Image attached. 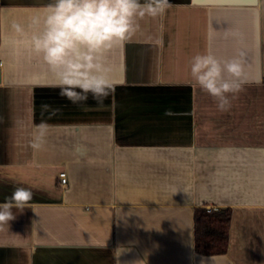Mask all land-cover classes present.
Listing matches in <instances>:
<instances>
[{
    "label": "crops",
    "instance_id": "0c3cea01",
    "mask_svg": "<svg viewBox=\"0 0 264 264\" xmlns=\"http://www.w3.org/2000/svg\"><path fill=\"white\" fill-rule=\"evenodd\" d=\"M51 2L0 0V203L34 192L0 264H264V0H169L104 54L100 107L61 96L30 51ZM196 54L242 61L228 112L191 77ZM198 207L232 209L227 253L196 252Z\"/></svg>",
    "mask_w": 264,
    "mask_h": 264
},
{
    "label": "clouds",
    "instance_id": "9594fccd",
    "mask_svg": "<svg viewBox=\"0 0 264 264\" xmlns=\"http://www.w3.org/2000/svg\"><path fill=\"white\" fill-rule=\"evenodd\" d=\"M169 6V0H52L42 16L31 17L30 26L38 30L30 36V51L51 70L61 96L86 105L91 95L100 107L112 89L111 68L104 54L128 40L140 20L155 18ZM11 27L21 37L27 35L21 24L14 22ZM189 70L199 88L216 101L217 109L228 112L245 82L242 61L196 54ZM45 134L46 126L40 125L34 149L42 147ZM33 196L32 188L16 187L0 203V232L24 214Z\"/></svg>",
    "mask_w": 264,
    "mask_h": 264
},
{
    "label": "trees",
    "instance_id": "16d2710c",
    "mask_svg": "<svg viewBox=\"0 0 264 264\" xmlns=\"http://www.w3.org/2000/svg\"><path fill=\"white\" fill-rule=\"evenodd\" d=\"M232 209L223 207L195 210V250L202 255L225 254L229 248Z\"/></svg>",
    "mask_w": 264,
    "mask_h": 264
},
{
    "label": "built area",
    "instance_id": "2783aa9c",
    "mask_svg": "<svg viewBox=\"0 0 264 264\" xmlns=\"http://www.w3.org/2000/svg\"><path fill=\"white\" fill-rule=\"evenodd\" d=\"M0 65H1V61H0ZM59 179H60V183L63 186H66L68 183V178H67V173L65 171H62L59 173Z\"/></svg>",
    "mask_w": 264,
    "mask_h": 264
},
{
    "label": "water",
    "instance_id": "95a60500",
    "mask_svg": "<svg viewBox=\"0 0 264 264\" xmlns=\"http://www.w3.org/2000/svg\"><path fill=\"white\" fill-rule=\"evenodd\" d=\"M1 73H2V69H1V67H0V82H1Z\"/></svg>",
    "mask_w": 264,
    "mask_h": 264
}]
</instances>
